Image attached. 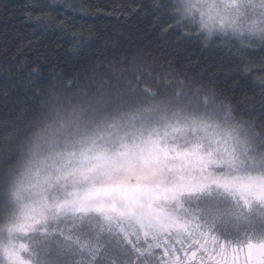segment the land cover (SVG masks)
I'll list each match as a JSON object with an SVG mask.
<instances>
[{"label":"snow or ice","instance_id":"1","mask_svg":"<svg viewBox=\"0 0 264 264\" xmlns=\"http://www.w3.org/2000/svg\"><path fill=\"white\" fill-rule=\"evenodd\" d=\"M150 8L165 32L264 73V0ZM148 67L54 75L0 122V264H264V126Z\"/></svg>","mask_w":264,"mask_h":264},{"label":"trees","instance_id":"2","mask_svg":"<svg viewBox=\"0 0 264 264\" xmlns=\"http://www.w3.org/2000/svg\"><path fill=\"white\" fill-rule=\"evenodd\" d=\"M152 3L0 0V122L18 114L52 76L67 80L80 75L83 82L92 75L91 66L99 64L103 70L107 60L115 59L154 65L148 67L153 74L176 72L198 80L264 126V85L259 79L264 73L249 77L236 72L235 61L214 47L165 32L171 21L158 19ZM74 33L89 37L87 44L76 49Z\"/></svg>","mask_w":264,"mask_h":264}]
</instances>
